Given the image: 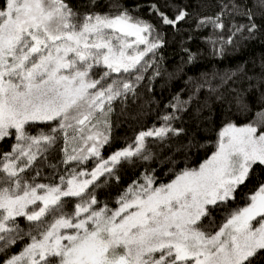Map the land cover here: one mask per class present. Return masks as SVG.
<instances>
[{
  "label": "snow or ice",
  "instance_id": "6c2138e0",
  "mask_svg": "<svg viewBox=\"0 0 264 264\" xmlns=\"http://www.w3.org/2000/svg\"><path fill=\"white\" fill-rule=\"evenodd\" d=\"M98 7L95 0H86L89 10L81 14L70 0H0V142L15 141L11 151L0 155V251L23 235L30 240L0 264H264V183L217 230L205 228L206 220L211 227L212 212L227 209L255 170L264 169V131L252 124L228 123L216 151L199 168H186L159 186L146 175L144 183L134 182L118 197L115 209L100 206L96 189L102 176H113L122 160H147L148 138L164 139L182 130L164 126L141 131L134 147L107 159L101 156L110 142L111 102L135 91L130 82L107 81L113 73L130 72L163 42L158 35L150 39L153 26L127 11H91ZM255 7L264 14V0H255ZM152 10L171 27L189 16L186 8L172 17L154 5ZM244 15L249 24L236 31L255 36L252 13ZM207 23L224 28L219 16L198 20L199 25ZM133 44L135 54L128 51ZM260 88L264 90V77ZM231 104L241 112L249 107L242 91L232 93ZM33 125H47L49 132L31 135ZM68 129L82 134L84 147L69 152ZM60 133L65 166L95 158V167L73 169L58 184L29 179L26 172L56 145ZM71 200L75 204L69 212L65 209ZM20 217L32 231L23 233Z\"/></svg>",
  "mask_w": 264,
  "mask_h": 264
},
{
  "label": "trees",
  "instance_id": "16d2710c",
  "mask_svg": "<svg viewBox=\"0 0 264 264\" xmlns=\"http://www.w3.org/2000/svg\"><path fill=\"white\" fill-rule=\"evenodd\" d=\"M95 2L100 7L91 11L102 15L127 11L134 19L153 26L154 33L150 39L158 35L163 42L162 47L147 53L130 72L113 73L107 81L130 82L135 91L126 98L122 96L111 102L112 111L107 114L110 142L101 149V156L107 159L118 150L134 146L141 131L164 126L182 130L179 135L170 133L164 139L148 138L147 160L140 156L122 160L116 165L113 176H102L97 182L100 187L96 189L100 206L107 204L115 209L118 197L134 182L144 183L146 175L154 177V186H159L171 182L186 168H199L216 151L219 133L228 123L237 126L252 124L258 132L264 131V90L260 88L264 77V14L255 7V0ZM70 3L81 14L89 10L85 8L86 0H70ZM153 5L169 17L181 8H186L189 16L178 27L165 26L160 22L159 14L153 13ZM246 10L252 13L257 23L255 36L246 31H236L237 27L249 24L248 17L244 15ZM217 16L224 24L223 29L212 23L198 24L200 18L214 19ZM230 39L231 44L228 43ZM234 91L244 92L249 105L247 111L241 112L231 104ZM165 116L172 118L165 121ZM53 126H56L55 122ZM28 131L31 135H38L40 132L48 133L49 128L47 125H33ZM67 131L69 152L73 147L79 149L80 143L73 142L71 137L75 135L81 140L82 134L74 133L72 129ZM14 143V138L0 142V155L11 151ZM65 146L64 136L60 133L56 145L38 157L25 175L29 179L35 177L37 183L58 184L59 178L69 177L73 169L91 171L95 167V158L84 164L65 166ZM37 172L39 176H36ZM261 183H264V169L257 168L227 209L212 212V224L209 228L206 220V230H217L230 211L245 206L247 195ZM74 204L75 200L68 201L65 210L71 212ZM17 223L23 233L32 231L23 217L17 218ZM28 242L29 237L23 235L16 244L4 248L0 251V262L21 252ZM3 243L0 241V247Z\"/></svg>",
  "mask_w": 264,
  "mask_h": 264
},
{
  "label": "rangeland",
  "instance_id": "374dc122",
  "mask_svg": "<svg viewBox=\"0 0 264 264\" xmlns=\"http://www.w3.org/2000/svg\"><path fill=\"white\" fill-rule=\"evenodd\" d=\"M151 38V37H150ZM134 37H129V40L130 41H134ZM145 46L144 45H139V49H143ZM135 48H137V46L135 45V44H133V48L132 49H129L128 51H129V53H131V54H135L134 52H133V49H135ZM90 91H92V90H90ZM99 114V113H98ZM100 127H103V125H100ZM238 127H243V126H238ZM223 130V129H222ZM145 131H148V130H145ZM73 142H75V143H77V144H79L80 143V148L81 147H84V142H83V140L81 141V140H79V139H76L75 141L73 140ZM72 143V142H71ZM89 144L91 143V141H89L88 142ZM135 146V145H134ZM133 146V147H134ZM211 157V156H210ZM204 163V162H203ZM20 253V252H19ZM19 253H17V254H19ZM17 254H15V255H17Z\"/></svg>",
  "mask_w": 264,
  "mask_h": 264
}]
</instances>
